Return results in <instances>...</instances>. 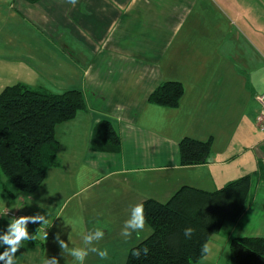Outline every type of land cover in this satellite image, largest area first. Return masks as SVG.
<instances>
[{
	"label": "crops",
	"instance_id": "obj_1",
	"mask_svg": "<svg viewBox=\"0 0 264 264\" xmlns=\"http://www.w3.org/2000/svg\"><path fill=\"white\" fill-rule=\"evenodd\" d=\"M198 2L78 0L73 6L67 0H10L45 39L48 51L73 71L70 77L86 100L85 109L56 126L58 164L39 187L24 194L5 182L8 191L0 189V234L13 219L6 211L15 218L39 214L47 220L28 223L34 239L23 242L17 264H43L52 257L59 264H77L62 253L55 236L60 233L69 248L84 247L83 234L95 228L105 233L95 246L109 256L101 260L90 253L84 264H125L129 249L152 232L145 224L127 239L121 235L132 206L146 199L166 202L181 186L212 191L264 165L255 100L264 92V30L253 23L250 32H233L226 14L213 20L197 12ZM250 4L264 10V0ZM165 81L183 85L175 107L148 101ZM104 119L120 139L116 152L91 146L93 131ZM185 136L211 140L208 162L181 165L178 143ZM220 234L227 244L233 237H264L262 182L251 205L209 242L220 246ZM5 248L0 244V253Z\"/></svg>",
	"mask_w": 264,
	"mask_h": 264
},
{
	"label": "trees",
	"instance_id": "obj_2",
	"mask_svg": "<svg viewBox=\"0 0 264 264\" xmlns=\"http://www.w3.org/2000/svg\"><path fill=\"white\" fill-rule=\"evenodd\" d=\"M36 3L40 0H25ZM179 81H165L149 95L154 104L175 107L183 95ZM86 108L84 93L78 88L60 92L24 83L5 86L0 92V189L7 190L2 176L19 192L29 194L43 182L49 168L58 164V124ZM91 146L100 152H116L120 139L109 120L94 129ZM183 166L208 162L211 140L183 137L178 143ZM264 184V165L253 173L230 180L207 191L181 186L166 202L146 199V224L152 232L133 245L125 264H195L206 253L203 246L225 223L235 222L251 205L257 183ZM191 227V238L184 229ZM148 248L147 256L143 249ZM141 250L140 258L132 255ZM2 264V262H0ZM228 264H264V237H233L229 242Z\"/></svg>",
	"mask_w": 264,
	"mask_h": 264
},
{
	"label": "rangeland",
	"instance_id": "obj_3",
	"mask_svg": "<svg viewBox=\"0 0 264 264\" xmlns=\"http://www.w3.org/2000/svg\"><path fill=\"white\" fill-rule=\"evenodd\" d=\"M228 1L229 5L236 1L246 6H226L222 0H199L196 10L205 12L213 20L222 19L226 14L228 20L232 22L229 29L236 33L240 30L250 32L252 29L249 25L253 23H258L257 29L264 30L262 6L250 4L255 0ZM15 11L10 6V0H0V92L5 86L16 83L45 87L53 91L75 87V82L70 77L73 76V71L48 51L45 39L40 36L38 30ZM43 62L46 67L43 66ZM56 75L61 79H55L53 76ZM51 76L53 78H50ZM64 77L65 83L62 84ZM78 87L81 88L80 84L75 88ZM1 179L2 182L10 184L5 176ZM216 237H219L221 245L216 246L209 242L208 254L200 261L201 264H225L229 259V243H225L227 242L225 236L220 234Z\"/></svg>",
	"mask_w": 264,
	"mask_h": 264
},
{
	"label": "clouds",
	"instance_id": "obj_4",
	"mask_svg": "<svg viewBox=\"0 0 264 264\" xmlns=\"http://www.w3.org/2000/svg\"><path fill=\"white\" fill-rule=\"evenodd\" d=\"M78 0H67V3L75 6ZM29 222L46 224L47 220L44 215H22L18 218H13L8 224L7 230L0 234V244L6 246L5 250L0 253V262L3 264H17L16 253L21 249L24 241H29L34 239V236L31 235L27 229ZM146 224V215L143 203H137L130 209V215L127 220H125L121 235L124 238H129L132 236L133 232L139 233L143 231ZM194 229L191 227L184 229V236L191 238ZM104 231L100 228H95L92 231H88L83 234V244L84 247H73L69 248V244L60 238V233H57L55 240L58 243L59 247L62 250V253H67L72 256L77 264H84L85 259L89 256L90 253L98 255L101 260L108 258L109 253L107 249H100L95 246V243L102 240L104 237ZM47 232L45 233V239L47 238ZM208 246L205 244L202 248L204 253L208 252ZM143 255L147 256L149 249L144 248ZM132 255L136 258H140L141 250L136 249L132 252ZM43 264H59V261L56 257L51 259L46 258Z\"/></svg>",
	"mask_w": 264,
	"mask_h": 264
},
{
	"label": "built area",
	"instance_id": "obj_5",
	"mask_svg": "<svg viewBox=\"0 0 264 264\" xmlns=\"http://www.w3.org/2000/svg\"><path fill=\"white\" fill-rule=\"evenodd\" d=\"M255 100L258 104V115L256 118V123L260 131L264 132V92L259 93L255 96ZM8 217L15 218L13 213L6 211L5 213Z\"/></svg>",
	"mask_w": 264,
	"mask_h": 264
}]
</instances>
